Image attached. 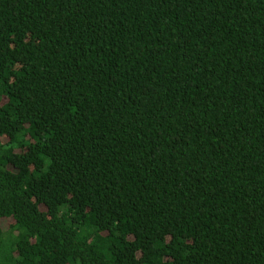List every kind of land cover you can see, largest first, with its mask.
<instances>
[{
    "label": "trees",
    "instance_id": "16d2710c",
    "mask_svg": "<svg viewBox=\"0 0 264 264\" xmlns=\"http://www.w3.org/2000/svg\"><path fill=\"white\" fill-rule=\"evenodd\" d=\"M0 264H264V0H0Z\"/></svg>",
    "mask_w": 264,
    "mask_h": 264
}]
</instances>
